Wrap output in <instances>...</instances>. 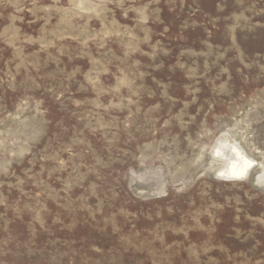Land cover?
Here are the masks:
<instances>
[{
	"label": "rangeland",
	"instance_id": "1",
	"mask_svg": "<svg viewBox=\"0 0 264 264\" xmlns=\"http://www.w3.org/2000/svg\"><path fill=\"white\" fill-rule=\"evenodd\" d=\"M0 264H264V0H0Z\"/></svg>",
	"mask_w": 264,
	"mask_h": 264
},
{
	"label": "bare ground",
	"instance_id": "2",
	"mask_svg": "<svg viewBox=\"0 0 264 264\" xmlns=\"http://www.w3.org/2000/svg\"><path fill=\"white\" fill-rule=\"evenodd\" d=\"M223 144L225 147L220 152L216 153V155L222 157L225 163L228 164L225 171L230 174L231 169L234 168L235 171H240L241 174L242 169L250 165L247 154L235 143L224 141ZM227 148L229 149L227 150Z\"/></svg>",
	"mask_w": 264,
	"mask_h": 264
}]
</instances>
